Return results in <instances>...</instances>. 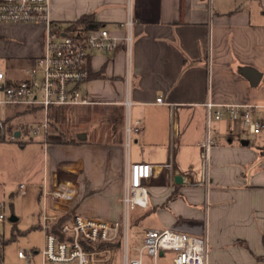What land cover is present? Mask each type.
Segmentation results:
<instances>
[{"label":"crops","instance_id":"0c3cea01","mask_svg":"<svg viewBox=\"0 0 264 264\" xmlns=\"http://www.w3.org/2000/svg\"><path fill=\"white\" fill-rule=\"evenodd\" d=\"M88 14L119 38L125 33L121 23L132 14L131 49L121 43L91 55L82 85L90 102L71 106L80 112L74 134L82 142L36 141L44 157L35 227L40 228L46 173L79 184L69 204L72 213L115 220L123 212L126 162L147 161L154 168L148 205L130 208L131 246L142 245L148 228L178 227L207 236L208 264H264V131L242 133L227 117L208 125L206 109L208 100L251 104L264 118V0H51L50 17L63 27ZM0 33L22 41L7 44L9 60L31 66L43 53V23L0 22ZM249 69L260 74L257 84ZM5 75L10 84L25 77ZM12 107H3L2 117ZM137 121L140 131L128 135L126 125ZM205 135L212 139L207 182L201 160ZM33 141L30 135L20 144ZM111 248L110 264H121V247ZM38 250H26L34 251L35 262L41 260ZM167 254L159 264H173ZM1 258L11 264L3 252Z\"/></svg>","mask_w":264,"mask_h":264},{"label":"built area","instance_id":"2783aa9c","mask_svg":"<svg viewBox=\"0 0 264 264\" xmlns=\"http://www.w3.org/2000/svg\"><path fill=\"white\" fill-rule=\"evenodd\" d=\"M51 0H0V22H34L45 25L43 53L26 69V76L16 84L7 82L0 68V108L19 106L42 113V119L29 134L15 129L8 141L22 143L30 135L43 134L48 142L49 114L52 106L82 105L90 100L82 85L89 79V60L95 52L113 51L121 43L130 51L133 39L134 17L129 14L121 23L122 38L104 27L90 31L71 30L54 22L50 17ZM162 101V97L157 99ZM127 115L131 101H125ZM207 123L227 117L237 124L242 133L260 134L264 131V118L257 116L251 104H218L206 102ZM0 116V131L4 128ZM140 122L126 125L128 135L140 131ZM32 135V136H33ZM2 134L0 133V140ZM212 139L208 135L202 143V175L208 181ZM47 163V161H46ZM171 165L164 164L167 174ZM153 164L147 161H127L121 197L123 212L120 219L108 220L87 217L69 210L79 194V184L71 179L52 180L44 176L41 186L43 246L38 250L40 262L33 261L34 251L20 249L18 256L23 264H110L112 246L120 243L121 264H159L161 254H171L173 264H208L207 236L189 234L178 227L148 228L140 246L130 244V208L148 205V183L153 177ZM26 192L25 184L20 185ZM62 217L65 219L59 224ZM4 214L0 213V221ZM0 246V264L2 261ZM135 250L136 255L131 256Z\"/></svg>","mask_w":264,"mask_h":264},{"label":"rangeland","instance_id":"374dc122","mask_svg":"<svg viewBox=\"0 0 264 264\" xmlns=\"http://www.w3.org/2000/svg\"><path fill=\"white\" fill-rule=\"evenodd\" d=\"M17 40L12 35L0 33V68L8 72L13 79L26 76L24 69L30 64L25 60L8 59L10 57L6 53V46L12 42L22 43L21 40ZM2 115L4 114L0 108V116ZM33 116L42 119L40 112ZM34 117H24L26 121H30L31 129L38 125V122L32 123ZM76 119L77 113L68 114L67 125L73 133L79 128L75 125L77 123L73 125ZM42 133L35 136L32 134L34 141L26 143L25 146L18 142L0 141V213L4 214L3 221H0V236L5 240L10 239L13 234L16 236L2 247L5 261L11 264H23V261L18 258L20 249L30 250L33 247L40 249L43 246V231L39 227L35 228L38 225L41 210L37 197L39 188L36 180L41 176L44 157L43 148L36 141L43 139ZM203 140H206V135ZM21 184H25L28 189L25 195L21 193ZM120 250L122 251V247ZM170 256L168 253L166 259Z\"/></svg>","mask_w":264,"mask_h":264},{"label":"trees","instance_id":"16d2710c","mask_svg":"<svg viewBox=\"0 0 264 264\" xmlns=\"http://www.w3.org/2000/svg\"><path fill=\"white\" fill-rule=\"evenodd\" d=\"M101 24L97 22L92 14L84 15L76 21L68 23V28L71 30L90 31L92 29L99 28ZM10 107V106H9ZM65 107V108H64ZM68 107V106H67ZM53 108V109H52ZM71 109V110H69ZM6 116L4 118V128L0 131L2 139L0 141H8L7 136L11 134L15 129H21L22 131L29 133L31 129L30 121H26L24 117L31 113H37L38 110L32 108H24L15 106L6 109ZM71 112L80 114L75 108H66V106H54L51 107L49 118V134L48 142L52 144H71L82 142L77 135H75L70 126L67 125V117ZM120 116V115H119ZM75 120L73 121V125ZM77 125V124H75ZM9 142V141H8ZM65 217L59 220V224ZM37 228V227H35ZM15 234L10 239H2L0 236V246H4L9 241L15 238ZM109 246H120V243H107Z\"/></svg>","mask_w":264,"mask_h":264},{"label":"water","instance_id":"95a60500","mask_svg":"<svg viewBox=\"0 0 264 264\" xmlns=\"http://www.w3.org/2000/svg\"><path fill=\"white\" fill-rule=\"evenodd\" d=\"M248 73H249V76H250L253 84H257L259 82L260 77H261L260 74L257 71H255L254 69H249ZM17 134H19V131H17ZM242 143H248V141L243 140ZM176 181L180 182L181 177H176Z\"/></svg>","mask_w":264,"mask_h":264}]
</instances>
